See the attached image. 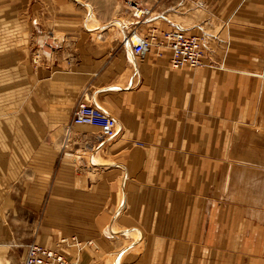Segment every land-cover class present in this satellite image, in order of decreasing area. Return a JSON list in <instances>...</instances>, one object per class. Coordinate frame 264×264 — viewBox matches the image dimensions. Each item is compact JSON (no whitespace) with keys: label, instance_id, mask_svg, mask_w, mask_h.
Listing matches in <instances>:
<instances>
[{"label":"crops","instance_id":"0c3cea01","mask_svg":"<svg viewBox=\"0 0 264 264\" xmlns=\"http://www.w3.org/2000/svg\"><path fill=\"white\" fill-rule=\"evenodd\" d=\"M41 30L64 33L70 44L63 46H71L45 53L39 73L42 105L54 117L46 126L62 128L61 140L72 143L35 137L31 124L0 122V242L20 244L10 214L44 207L39 234L78 264H264V200L254 189L242 201L230 188L233 162L225 171V160H234L225 129L252 128L233 119L243 110L234 109L239 94L221 97L230 77L209 67L207 54L204 67L173 70L167 52L134 57L126 35ZM84 98L118 120L117 137L101 143L97 126L67 130ZM62 112L68 120L57 118ZM256 148L264 152V142H249L246 159L260 158ZM242 169L264 174V167ZM246 209L249 216L236 217Z\"/></svg>","mask_w":264,"mask_h":264},{"label":"rangeland","instance_id":"374dc122","mask_svg":"<svg viewBox=\"0 0 264 264\" xmlns=\"http://www.w3.org/2000/svg\"><path fill=\"white\" fill-rule=\"evenodd\" d=\"M149 3L153 15L136 21L127 9V0H0V122L15 120L19 126L31 124L30 131L35 137L54 135L64 146L72 143V140H61L62 128L46 126V120L54 117L47 114V105H42V77L39 73L45 53L52 54L65 47L71 50V46H63L68 42L64 33L42 32V27L93 29L96 36L102 34L103 39L123 38L131 27H140L139 31L144 35H151L156 30L159 36L152 41L150 53L162 56L167 52L170 61L171 51L161 42V33L179 28L202 40L210 59L209 67L219 69L222 79L225 75L230 77L222 80L220 94L223 99L239 94L237 98L241 107L236 104L238 107L234 109L243 110L234 112L233 119L252 125V128L244 125H238V128L233 123L225 129L229 137L225 144L226 153L234 157L232 161L225 160V171L233 162L230 188L238 187L236 192L242 201H249L254 189L258 200H264V174L253 176L242 169L264 167V152L258 148L255 155L260 158L246 159L249 142L256 141L258 145L264 142V0H149ZM92 18L95 21L93 27L90 24ZM210 56L214 57L213 60ZM183 69L188 68H173ZM82 100L90 102L88 98ZM61 108L64 110L65 106ZM68 117L70 115L62 112L57 118L68 120ZM85 146L96 148L91 144ZM39 160L38 155L34 156L33 164ZM44 210V207L17 209L14 216H8L20 244L8 247V239L1 241L0 264H9L7 257L2 256L7 250L14 256L15 264L20 259L22 261L26 245L32 239L31 242L52 246L48 245L47 239L45 241L47 235L39 234ZM247 215L246 209L236 217L242 219ZM56 244L55 241L53 245ZM59 249L72 259L65 250Z\"/></svg>","mask_w":264,"mask_h":264},{"label":"built area","instance_id":"2783aa9c","mask_svg":"<svg viewBox=\"0 0 264 264\" xmlns=\"http://www.w3.org/2000/svg\"><path fill=\"white\" fill-rule=\"evenodd\" d=\"M127 9L136 21L149 19L153 15V7L149 0H127ZM156 31V30H155ZM144 35L139 27L129 28L124 46L127 47L134 57L144 58L151 50L152 41L159 34ZM135 39L137 43H135ZM161 42L171 51L172 68L196 69L206 66V50L202 40L197 36L188 35L183 30L176 28L161 33ZM161 44V43H160ZM74 125L97 126L101 129L99 140L102 142L114 139L120 132L118 120L104 109L94 105L92 102L80 100L69 121L67 130ZM61 242H65L62 240ZM22 264H78L70 259L57 247H49L37 242L26 245V253Z\"/></svg>","mask_w":264,"mask_h":264},{"label":"bare ground","instance_id":"6f19581e","mask_svg":"<svg viewBox=\"0 0 264 264\" xmlns=\"http://www.w3.org/2000/svg\"><path fill=\"white\" fill-rule=\"evenodd\" d=\"M91 22H90V24H91V27H93V25H94V23H95V21H94V19L92 18L91 20H90ZM94 21V22H93ZM119 21V20H118ZM115 25V24H114ZM122 25V24H121ZM135 43H137V40L135 39ZM151 51V50H150ZM99 129V128H98ZM0 263H1V261H0ZM10 264V263H9Z\"/></svg>","mask_w":264,"mask_h":264}]
</instances>
